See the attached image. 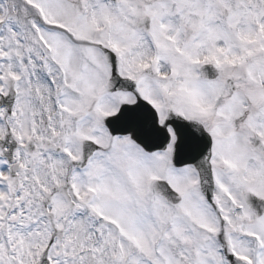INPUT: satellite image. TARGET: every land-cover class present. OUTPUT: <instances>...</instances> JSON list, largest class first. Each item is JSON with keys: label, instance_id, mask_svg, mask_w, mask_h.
Masks as SVG:
<instances>
[{"label": "snow or ice", "instance_id": "6c2138e0", "mask_svg": "<svg viewBox=\"0 0 264 264\" xmlns=\"http://www.w3.org/2000/svg\"><path fill=\"white\" fill-rule=\"evenodd\" d=\"M0 264H264V0H0Z\"/></svg>", "mask_w": 264, "mask_h": 264}]
</instances>
